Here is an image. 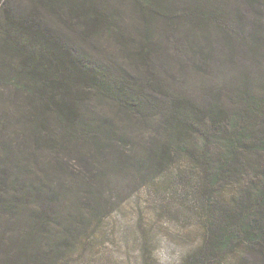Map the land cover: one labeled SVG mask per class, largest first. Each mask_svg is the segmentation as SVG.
<instances>
[{"label":"rangeland","instance_id":"1","mask_svg":"<svg viewBox=\"0 0 264 264\" xmlns=\"http://www.w3.org/2000/svg\"><path fill=\"white\" fill-rule=\"evenodd\" d=\"M56 1L66 12L70 4H93L112 19L102 38L74 43L109 68L111 78L136 85L138 98L149 103L129 117L115 116L110 101L84 102L87 117L98 123L117 117L134 134L124 146L109 136L97 146L75 142L54 119L43 122L40 101L16 77L17 62L0 64V264H180L201 241L209 209L200 205L217 211L209 220L214 223L238 202L227 188L197 189L200 176L216 166L213 158L202 162L204 147L214 156L215 133L189 144L190 138V160L175 153L163 170L147 154L164 142L161 124L175 101L190 111L219 105L231 112L246 89L264 93V0ZM1 2L11 14L35 6V0ZM72 28L62 31L72 38L80 30ZM112 34L148 36L153 55L134 60L116 48ZM51 127L60 140L45 145L44 131ZM58 162L72 174L57 172ZM62 179L73 186L56 189ZM90 198L83 215L72 210L71 201Z\"/></svg>","mask_w":264,"mask_h":264},{"label":"trees","instance_id":"2","mask_svg":"<svg viewBox=\"0 0 264 264\" xmlns=\"http://www.w3.org/2000/svg\"><path fill=\"white\" fill-rule=\"evenodd\" d=\"M3 5L0 0V9L3 8L5 14L4 21L0 22V55H3L0 64L17 62L16 77L26 82L24 86L40 101L43 122L52 124L51 119H54L55 126H60L64 135L75 142L87 141L97 146L99 139L108 136L122 143L121 146L131 142L134 134L129 133L131 125L117 117L98 123V118L92 120L83 113L84 102L95 98L116 106H113L115 116L119 112L129 117L138 114L142 108L147 109L149 103L138 98L136 85L126 79L111 78L109 68L94 63V56L81 51L74 43L76 39L84 42L93 37L102 38L106 34L104 30L111 28L112 19H107L101 8L95 9V5L87 6L85 2L70 4L66 12L56 0H35V6L27 14H11ZM75 25L80 30L74 31L72 38L62 31L63 27L73 29ZM112 36L117 41L116 48L132 54L134 60L153 55L154 50L146 45L148 36ZM257 92L246 89L240 94L232 115L224 106L190 111L179 105L182 102L175 101L165 124H161L164 142L159 140L152 151H148L147 160L163 170V165L173 162L175 153L180 158L186 157L189 144L195 142L197 136L215 133L219 140L214 156L210 147H204L202 162L207 164V160L213 158L216 166L212 173L200 176L197 189L221 192L227 188L238 202L229 216L224 218L222 213V218L214 223L209 220L217 218V211L210 205H200L204 211L209 209L204 217L207 223L201 227V241L180 264H264V93ZM134 128L138 132L136 124ZM59 140L52 127L44 131L42 143L45 145ZM138 154L143 156L141 151ZM187 160H190L188 156ZM67 166L58 162L57 172L72 174ZM57 184L56 189L60 190L73 186L63 179L57 180ZM95 190L97 198L103 197L99 188ZM57 196L56 192L55 200ZM90 200L71 201L72 210L83 215L85 209L91 207ZM84 217L75 219L84 220Z\"/></svg>","mask_w":264,"mask_h":264}]
</instances>
